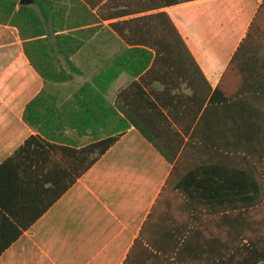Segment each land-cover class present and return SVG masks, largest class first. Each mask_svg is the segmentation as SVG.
I'll return each mask as SVG.
<instances>
[{
    "label": "crops",
    "instance_id": "crops-1",
    "mask_svg": "<svg viewBox=\"0 0 264 264\" xmlns=\"http://www.w3.org/2000/svg\"><path fill=\"white\" fill-rule=\"evenodd\" d=\"M18 4L39 16L54 48L38 56L47 59L41 67L56 70V41H82L69 60L78 76L97 72L119 52L111 42L143 38L138 26L165 22L164 13L200 74L194 70L197 94L179 76L169 82L170 129L184 138L172 163L130 126L54 199L41 181L43 150L1 172L0 264H191L194 250L217 264L248 263L252 255L238 250L264 245V0ZM1 28L12 30H0V164L36 133L22 112L43 86L16 29ZM127 77L111 84L110 101ZM66 134L72 148L81 146L74 131ZM48 152L55 170L75 155Z\"/></svg>",
    "mask_w": 264,
    "mask_h": 264
},
{
    "label": "trees",
    "instance_id": "trees-1",
    "mask_svg": "<svg viewBox=\"0 0 264 264\" xmlns=\"http://www.w3.org/2000/svg\"><path fill=\"white\" fill-rule=\"evenodd\" d=\"M16 4L17 0H0V25L11 26L17 30L23 52L42 78L43 86L27 102L22 112V119L36 133L29 136L0 164V173L19 168L23 158L35 151L40 152L41 149L44 154L42 167L45 170L41 181L51 183L49 190L54 199L82 175L130 126L135 127L169 163H172L184 138L170 129V106L167 103L169 82L172 76H179L192 89V94H197L194 70L199 74L200 71L180 34L166 15H158L165 18V22L144 26L143 29L138 26L139 31H143V38L125 40L124 47L109 62L68 97L60 99L50 86L66 82L73 75L81 73L71 63L69 55L84 42L56 41V49L63 54L67 72L41 67L38 64V56L47 55V49L54 48L45 38V26L39 16L27 5L18 4L16 8ZM40 61L46 63L47 59L41 58ZM169 69L171 70L168 71ZM122 74H126L131 80L116 92L114 99L110 101L107 98L109 88ZM154 81L162 83L163 89L154 90ZM175 96L173 95V98ZM66 130H73L79 137L90 136L92 139L79 148H72ZM55 147L63 149L65 156L68 152L75 154L74 158L70 155L69 160L65 159L63 169L55 170L45 164L49 157L48 151ZM59 178H63V181H57ZM238 254H241L242 258L246 254L252 255L250 261L245 264L259 263L264 260V245L257 240L249 248L238 250ZM191 264L217 262L215 258H202L200 250H194Z\"/></svg>",
    "mask_w": 264,
    "mask_h": 264
},
{
    "label": "rangeland",
    "instance_id": "rangeland-1",
    "mask_svg": "<svg viewBox=\"0 0 264 264\" xmlns=\"http://www.w3.org/2000/svg\"><path fill=\"white\" fill-rule=\"evenodd\" d=\"M11 27V26H10ZM14 28V27H13ZM2 33H7L10 34V31L12 29L9 28H1L0 29ZM17 31V30H16ZM122 43V42H121ZM110 47L114 50H119V52L121 51V49L124 47L123 43L120 45L118 42H111ZM48 49H47V53H48ZM49 56L51 57V55L49 54ZM42 58V57H40ZM51 59H53V64L55 65L56 71H66L67 68L63 67L66 66V63L64 62V58L63 56H58V57H51ZM109 60V59H108ZM60 70H57V69ZM95 74V70H86L82 76H78V75H73V77H71L69 80H67L66 82L63 83H54L51 84V88L54 89L59 98L60 99H65L66 97H68L70 95V93H72L74 90H76L84 81L89 80L88 78L92 77V74ZM125 76H127L126 74H124ZM128 78V77H127ZM129 79V78H128ZM110 89V88H109ZM73 131V130H72ZM75 136L77 137L76 133L74 132ZM68 136V135H67ZM70 136V135H69ZM68 136V137H69ZM71 137V136H70ZM69 137V138H70ZM79 137V136H78ZM77 137V138H78ZM71 139V138H70ZM92 139V137L90 136H82L79 137V141L80 144L83 145L85 143L90 142ZM77 144V142L75 143V145Z\"/></svg>",
    "mask_w": 264,
    "mask_h": 264
},
{
    "label": "water",
    "instance_id": "water-1",
    "mask_svg": "<svg viewBox=\"0 0 264 264\" xmlns=\"http://www.w3.org/2000/svg\"><path fill=\"white\" fill-rule=\"evenodd\" d=\"M27 2V0H20V3H25Z\"/></svg>",
    "mask_w": 264,
    "mask_h": 264
}]
</instances>
